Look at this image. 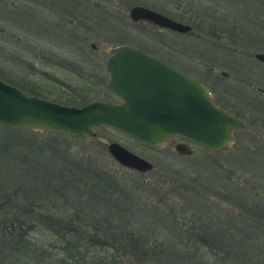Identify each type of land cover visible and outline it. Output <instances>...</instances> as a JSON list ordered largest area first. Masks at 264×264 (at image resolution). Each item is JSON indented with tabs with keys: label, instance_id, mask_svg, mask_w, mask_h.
Here are the masks:
<instances>
[{
	"label": "rangeland",
	"instance_id": "rangeland-1",
	"mask_svg": "<svg viewBox=\"0 0 264 264\" xmlns=\"http://www.w3.org/2000/svg\"><path fill=\"white\" fill-rule=\"evenodd\" d=\"M83 1L0 0V79L68 105L116 102L105 86L104 60L112 46L127 44L203 82L243 128L233 132L225 151L191 145L193 153L183 156L172 144L151 148L104 125L81 138L0 125V249L13 246L22 255L16 235L31 227L24 237L38 243L54 238L59 255L72 254L71 260L78 259V249L115 264H264V98L248 84L264 88V70L253 58L264 52V0L222 1L218 12L236 25V37L198 26L201 14L216 7L207 0ZM178 2L187 13L179 20L191 26L185 35L127 16L131 6L141 5L176 19ZM37 18L53 20L46 23L50 29ZM205 20L210 23V16ZM37 47L47 54L40 57ZM54 63H74L89 75L70 74ZM247 70L256 77H243ZM52 76L58 91L51 93ZM110 141L146 159L151 169L117 164L106 151ZM257 203L261 230L253 234L242 229L241 213L248 217L246 207ZM208 229L220 232L219 244L195 238ZM67 243L68 254L61 251Z\"/></svg>",
	"mask_w": 264,
	"mask_h": 264
},
{
	"label": "water",
	"instance_id": "water-1",
	"mask_svg": "<svg viewBox=\"0 0 264 264\" xmlns=\"http://www.w3.org/2000/svg\"><path fill=\"white\" fill-rule=\"evenodd\" d=\"M128 18L145 21L163 29L185 33L190 26L154 11L133 5ZM253 57L264 63V52ZM106 87L120 101L91 100L68 105L27 94L0 79V125L10 128L63 133L90 137L92 128L111 127L151 148L180 138L175 153H193V142L212 151H225L233 132L243 128L242 121L217 106L207 88L159 57L139 48L117 44L104 60ZM221 75H226L220 71ZM109 156L120 166L144 172L151 163L118 142L106 145Z\"/></svg>",
	"mask_w": 264,
	"mask_h": 264
},
{
	"label": "trees",
	"instance_id": "trees-1",
	"mask_svg": "<svg viewBox=\"0 0 264 264\" xmlns=\"http://www.w3.org/2000/svg\"><path fill=\"white\" fill-rule=\"evenodd\" d=\"M74 105V104H71ZM9 130H14V131H19V130H26V129H19V128H10V127H5ZM80 137L81 136H76ZM218 152V151H216ZM106 190L103 192L105 193ZM264 207V204L262 205ZM260 207L258 203L256 205L247 206L245 209V214L248 216L246 217L245 215H242V221L245 223L243 224L242 229L246 232L250 233H257L259 230H261L260 227L256 226L257 221L260 220L261 218V213H260ZM257 220V221H256ZM69 223V218L65 221ZM253 221V223H252ZM256 221V222H255ZM62 222V221H61ZM253 224L252 226L249 224ZM66 224V223H65ZM31 227H28L24 230H22L20 233H17V240L18 241H23L19 245V249H21L22 255L17 254L16 250L13 249V246L10 247L11 250H1L0 253V264H109V262H113V264L116 263L114 259H111V261L108 260L106 257H99L97 254H92L88 253V250L84 251H79L78 249L75 251V253L79 256L78 259L76 260H71V255L68 256L67 258L64 257L63 255H59V250L60 248H56L57 242L54 238H51L50 242H45L43 240V243H38L36 241H33L31 238L29 239L28 236L24 237L25 234L29 232V229ZM34 228V226L32 227ZM204 228V227H203ZM73 229V228H72ZM205 230V228H204ZM240 232H243V230L238 229ZM40 232V231H39ZM51 232V231H50ZM52 233V232H51ZM41 237H46L44 234L40 233L39 234ZM218 235H221L220 232L218 234V231L216 230H210L208 229L207 235H204V232L200 235L197 234L195 237L197 240H203L204 237L207 238L209 237L210 239L215 241V243L219 241ZM112 247H116L114 244H110ZM111 247V248H112ZM68 248H70L69 244L67 243L65 246H62L61 251L67 252L68 254ZM18 249V250H19ZM116 249V248H114ZM65 250V251H64ZM20 251V250H19Z\"/></svg>",
	"mask_w": 264,
	"mask_h": 264
},
{
	"label": "flooded vegetation",
	"instance_id": "flooded-vegetation-1",
	"mask_svg": "<svg viewBox=\"0 0 264 264\" xmlns=\"http://www.w3.org/2000/svg\"><path fill=\"white\" fill-rule=\"evenodd\" d=\"M85 2H87L86 0H84ZM84 1L82 2V4H84ZM204 1H206V0H204ZM211 5H213V6H216L215 8H211L210 9V14H201V16H200V19L198 20V26L199 27H201L202 25H205V27H208L209 29V31H211V32H214L215 34H216V36H222V35H228L229 37H236V33H235V31H236V25L234 24V23H232L230 20H228L227 19V14H221L220 12H218V7L220 6V5H223L222 4V1H225V0H207ZM206 1V2H207ZM231 1V0H230ZM245 1H248V0H245ZM260 2H261V4H262V2H263V0H257V4H260ZM181 8V13L179 14H172V15H175L177 18L175 19V18H173V16H168V17H170V18H172L173 20H176V21H178V22H181L179 19H182V17L184 16V15H186L187 13H186V10L185 9H183L182 8V3L180 2H178V4H176L175 5V10L177 9H180ZM213 15H215V16H213ZM7 16V15H6ZM210 16V18H211V22L210 23H208V22H206V17H209ZM212 17H213V19H212ZM197 18V17H196ZM213 20V21H212ZM37 21L38 22H41L42 24H44L45 26H46V28H49L50 29V25L49 24H46L47 22H51V21H53V20H50V19H43V18H37ZM143 22H145V21H143ZM146 23H148V22H146ZM182 23V22H181ZM151 24V23H150ZM187 25H189V24H187ZM190 26V25H189ZM202 28H203V26H202ZM165 31H167L168 33H171V34H182V35H185V34H187L189 31H187V32H185V33H180V32H176V31H172V30H169V29H164ZM190 30H191V26H190ZM4 31V29L3 28H0V33L1 32H3ZM42 33H40V34H38L37 35V37H40V36H42L41 35ZM9 36L10 37H13V34L12 33H10L9 34ZM92 47L93 48H95L93 45H92ZM169 47V46H168ZM36 48V47H35ZM38 48V54H40L39 56L41 57V55H43V54H47V53H45L42 49H41V47H37ZM46 48H48V49H52V47H46ZM139 49H141V48H139ZM141 50H143V51H145V52H147V53H150V52H148L147 50H145V49H141ZM48 52H50V51H48ZM48 54H50V53H48ZM151 54V53H150ZM254 55V54H253ZM156 56V55H155ZM158 57V56H157ZM43 58H45V57H43ZM47 58V57H46ZM160 58V57H159ZM254 58V57H253ZM161 60H163L165 63H167L168 65H170L171 67H173V68H175V69H177V70H179L180 72H182V73H184L182 70H180V69H178V68H176V66H173L169 61H167V60H165V59H162V58H160ZM254 60H255V63L257 64V65H259L260 67H262V69L264 70V63H262V62H260V61H258L257 59H255L254 58ZM56 66H58V67H60V69H63V70H65V71H68L70 74H73V75H76L77 74V76H86V75H89L88 73H87V71H85V70H87V69H81V68H79V67H73L74 66V63H54ZM50 65H53V63H50ZM236 66H239V68H244L245 69V67L243 66V64H239V63H236ZM105 69V68H104ZM260 71V70H259ZM225 72V71H224ZM246 72H248V73H246ZM246 72H244L243 74H242V76L244 77V76H248V77H251V78H253V77H256V75L255 74H253V73H251V71L250 70H247ZM226 73V72H225ZM241 73L242 72H239L238 70H237V75L240 77V75H241ZM185 74V73H184ZM220 74V73H219ZM107 75V74H106ZM186 75V74H185ZM221 75V74H220ZM252 75V76H251ZM188 76V75H187ZM221 76H223V77H226L227 76V73H226V75H221ZM189 77V76H188ZM191 78V77H190ZM193 79V78H192ZM58 81V79L56 78V77H54V76H52V77H48V82H47V84H54L55 86L51 89L50 87H49V89L47 90V91H49V92H54V91H58L57 90V87L56 86H58L57 85V81ZM195 80V79H194ZM240 80H242L241 78H239L237 81L239 82ZM246 80L247 79H244V81L246 82ZM256 80H257V82L259 83V79L258 78H256ZM196 81H198V82H201V81H199V80H196ZM202 84H204L203 82H201ZM47 84H45V86H48ZM249 84V86L250 87H252V90L253 91H257L258 93H259V95L260 96H262V98H264V88H261V87H254V89H253V86L254 85H252V83H248ZM205 85V84H204ZM105 86H106V82H105ZM205 87L207 88V90H208V92H209V94H210V96H211V98H212V100H213V102L217 105V106H219L220 108H222V109H224V110H226L227 112H229V113H231L232 115H234L235 117H237V118H239L238 116H237V114H235V113H233V112H231V110L229 109V107L228 106H225V105H223L221 102H219L218 100H217V98L216 97H214V94H213V91H212V89H210L209 87H207L206 85H205ZM82 88L84 89V90H86V91H88L91 87L89 86V85H84V87L82 86ZM107 88V87H106ZM109 92L118 100V101H120L119 100V98L115 95V94H113L110 90H109ZM262 94V95H261ZM64 94H62V96H63ZM38 96V95H37ZM41 97V96H40ZM44 98V97H43ZM63 100H66V99H63ZM92 100H99V99H92ZM261 100V99H260ZM54 101V100H53ZM88 101H91V100H88ZM88 101H86V102H88ZM101 101H104V100H101ZM118 101H116V102H118ZM261 102H264V99H262L261 100ZM81 105V104H80ZM240 119V118H239ZM241 120V119H240ZM262 123H263V127H264V118L262 119ZM99 126H102V125H99ZM98 126H95V127H93L92 128V130L93 129H95V128H97ZM261 141H262V144H261V151H262V154H263V156H264V135L263 136H261ZM178 141H183V140H181L180 138H169L167 141H166V144H172V146L176 143V142H178ZM187 143L191 146V145H198V144H195V143H193V142H189V141H187ZM198 146H200V145H198Z\"/></svg>",
	"mask_w": 264,
	"mask_h": 264
}]
</instances>
